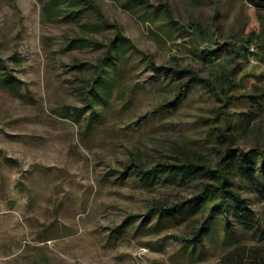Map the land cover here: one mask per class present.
<instances>
[{
    "label": "rangeland",
    "instance_id": "obj_1",
    "mask_svg": "<svg viewBox=\"0 0 264 264\" xmlns=\"http://www.w3.org/2000/svg\"><path fill=\"white\" fill-rule=\"evenodd\" d=\"M89 1L99 13L84 0H0V264H245L239 255L264 253V179L233 177L253 228L227 239L211 216L203 246L188 248L181 238L206 211L175 224L142 216L198 194L203 179L146 183L134 165L203 157L214 168L230 135L236 155L264 149V100L249 98L264 90V0ZM116 33L101 96L89 81Z\"/></svg>",
    "mask_w": 264,
    "mask_h": 264
},
{
    "label": "trees",
    "instance_id": "obj_2",
    "mask_svg": "<svg viewBox=\"0 0 264 264\" xmlns=\"http://www.w3.org/2000/svg\"><path fill=\"white\" fill-rule=\"evenodd\" d=\"M247 1L256 2L257 0ZM84 3L93 7L98 12V10L90 4L89 0H84ZM255 34L256 33L253 35ZM117 36L118 33L115 34L114 39L106 43V52L96 65L94 77L89 81L90 85L97 84L96 91L101 96L106 90L102 88V83H105L100 81L101 83L99 84V80L101 79L104 67L107 66L108 62L111 60L113 55L112 50L114 49L113 43ZM247 43L250 44V41H247ZM236 49L238 50L237 53H239L240 50L248 52L246 45L238 46ZM214 52L213 50L209 51L212 55V58L209 60H212V62L218 60L217 58L220 56V53L214 54ZM219 80L223 87L221 90L228 91L231 89L232 85L230 84L229 74L225 73L221 75ZM193 82L194 81H187L183 83L176 97L194 86ZM224 94L226 95V92ZM103 98L104 97H102V99ZM246 98L248 99V97ZM249 98L264 100V90H260L258 93L253 91ZM88 99L89 103L92 104L94 99L92 97H87V100ZM245 100L243 99V102ZM95 115L96 111L91 108L86 118L87 124L91 123ZM230 136L231 137L223 136V151L220 153L219 161L214 168H212L209 161L203 157L184 158L179 160L178 163H159L150 167H143L139 162H135L134 165L141 174L140 178L146 183H152L155 178L176 180L182 184L192 182L199 178L203 179L200 192L181 204H169L168 206L154 204L148 207L145 214L142 216L141 224L155 217H158L159 220H165L169 224H175L184 220L186 217L201 215L206 211L205 218L196 223L191 236L189 238H181L184 246L188 248L203 246L210 232L205 221L211 216L222 217L224 219V226L221 229V233L222 236L227 239H232L240 235L242 229L253 228L255 225L253 211L247 206L246 199L241 198V195L236 191L233 177L239 175L241 179L246 181L256 176L264 179V149H253L243 154L236 155L230 144V142L234 140L233 135ZM258 185L260 190L264 191V183H258ZM134 218H137V216L128 215L122 222V225L117 227L113 232L123 230L133 222ZM250 253H252V251ZM239 259L240 262H246L245 264H264V253L251 254L250 259H246V257L242 258L239 255L238 260Z\"/></svg>",
    "mask_w": 264,
    "mask_h": 264
}]
</instances>
